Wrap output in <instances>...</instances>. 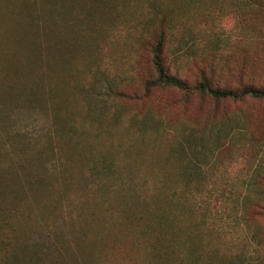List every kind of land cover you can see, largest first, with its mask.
I'll list each match as a JSON object with an SVG mask.
<instances>
[{
	"label": "rangeland",
	"instance_id": "rangeland-1",
	"mask_svg": "<svg viewBox=\"0 0 264 264\" xmlns=\"http://www.w3.org/2000/svg\"><path fill=\"white\" fill-rule=\"evenodd\" d=\"M201 72L264 85V0H0V264H264V99Z\"/></svg>",
	"mask_w": 264,
	"mask_h": 264
},
{
	"label": "trees",
	"instance_id": "trees-1",
	"mask_svg": "<svg viewBox=\"0 0 264 264\" xmlns=\"http://www.w3.org/2000/svg\"><path fill=\"white\" fill-rule=\"evenodd\" d=\"M262 2V1H260ZM161 24V22H160ZM154 40V44L150 45L151 48V64L156 73V83L161 86H169L179 89L180 91H188L190 87L188 84L179 78L175 74H170L165 68L164 62L162 60L163 53V38L160 33H158ZM201 78L194 84L193 89L195 93L199 95L202 94L206 97L214 101H239L245 98H253V99H264V85L261 86H252V85H236V87H216L211 84V81L208 79V76L204 73H200ZM167 202H164L165 204ZM160 204V205H159ZM162 204V205H163ZM170 204V203H169ZM150 214H148V221L152 223L151 227V235L150 239L148 238V244L152 251L159 253H164L166 255H170L172 250L166 245H163L165 241L169 242L172 246H174L172 239L170 238L171 234L176 230V227L171 228L170 223L171 219L168 217L166 213H168L169 206L167 204L166 207H162L159 201H151L150 202ZM153 206V208H152ZM256 212H264V200L263 198H258L252 202H250L246 208ZM245 215V214H244ZM244 217V216H243ZM174 222V221H173ZM150 224L145 225L146 230L148 229ZM168 234V238L165 239L164 232ZM146 232V231H145ZM163 246V247H162ZM162 248V249H159ZM161 250V251H160ZM154 254L156 255V253ZM158 259V258H157ZM257 264H262L260 261Z\"/></svg>",
	"mask_w": 264,
	"mask_h": 264
}]
</instances>
